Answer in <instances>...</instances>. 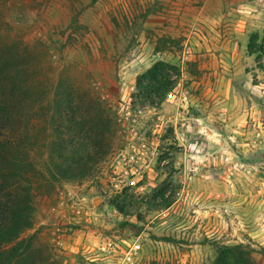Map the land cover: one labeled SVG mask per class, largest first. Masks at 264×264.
Listing matches in <instances>:
<instances>
[{
  "label": "rangeland",
  "instance_id": "374dc122",
  "mask_svg": "<svg viewBox=\"0 0 264 264\" xmlns=\"http://www.w3.org/2000/svg\"><path fill=\"white\" fill-rule=\"evenodd\" d=\"M255 33L264 38V0H0V96L14 110L0 187L32 202L30 264H127L134 243L133 264H217L221 246L264 264ZM158 62L179 68L177 85L159 107L133 100ZM58 89L76 116L88 105L116 123L111 149L74 181L50 177ZM108 241L118 254L99 250Z\"/></svg>",
  "mask_w": 264,
  "mask_h": 264
},
{
  "label": "trees",
  "instance_id": "16d2710c",
  "mask_svg": "<svg viewBox=\"0 0 264 264\" xmlns=\"http://www.w3.org/2000/svg\"><path fill=\"white\" fill-rule=\"evenodd\" d=\"M248 52L251 56H256V62L259 63L264 57V38L257 33L253 34ZM180 76L178 67L158 62L138 78L137 92L132 98L144 99L152 107H159L175 88ZM59 89L56 93L55 113L56 123L59 124L61 132L54 135L52 143L54 149L58 150V155L57 157L51 155L54 169H50V177L53 181L63 179L74 181L88 176L90 171L86 170L96 161L94 153L97 148L108 151L111 149L110 141L116 131V123L109 115L106 116L105 111L88 105L86 114L81 116V119L73 112L74 99ZM2 97L5 101L0 96V133L7 128L9 120L7 112L14 111L9 109V97L6 95ZM12 149L14 142L0 135V161L11 163L14 157L10 158L9 151ZM2 189L0 187V264H30L38 254L34 252L33 247L34 243L38 242V237L34 234L29 238H23V235L34 228L32 202L21 198L22 193L19 190H12L10 193L14 198L7 199ZM25 195L30 196V192ZM216 248L217 264H256L252 254L243 251L242 247ZM34 262L36 259L32 261Z\"/></svg>",
  "mask_w": 264,
  "mask_h": 264
},
{
  "label": "built area",
  "instance_id": "2783aa9c",
  "mask_svg": "<svg viewBox=\"0 0 264 264\" xmlns=\"http://www.w3.org/2000/svg\"><path fill=\"white\" fill-rule=\"evenodd\" d=\"M134 184V183H132ZM99 250L108 255H116L120 252L119 247L112 241L105 242ZM141 250V246L137 243L132 244L127 251L124 252V263L133 264L134 259Z\"/></svg>",
  "mask_w": 264,
  "mask_h": 264
}]
</instances>
